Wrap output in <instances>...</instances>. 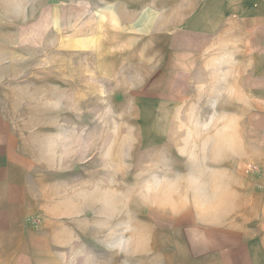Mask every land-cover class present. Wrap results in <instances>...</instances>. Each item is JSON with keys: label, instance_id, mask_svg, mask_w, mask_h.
Wrapping results in <instances>:
<instances>
[{"label": "rangeland", "instance_id": "obj_1", "mask_svg": "<svg viewBox=\"0 0 264 264\" xmlns=\"http://www.w3.org/2000/svg\"><path fill=\"white\" fill-rule=\"evenodd\" d=\"M176 6L0 0V136L39 204L70 215L67 264H178L177 230L264 180V27L201 52Z\"/></svg>", "mask_w": 264, "mask_h": 264}, {"label": "crops", "instance_id": "obj_2", "mask_svg": "<svg viewBox=\"0 0 264 264\" xmlns=\"http://www.w3.org/2000/svg\"><path fill=\"white\" fill-rule=\"evenodd\" d=\"M175 9L177 40L182 42L184 35L201 52L227 42L233 25L248 26L255 18L258 22L253 24L264 27V0H177ZM164 29L175 32L170 24ZM259 74L264 76V71ZM262 78L259 90L264 93ZM261 98L264 101V95ZM16 151L0 138V264H67L75 240V231L68 225L70 215L52 209L48 201L39 204L24 164L20 168L11 160L18 157ZM18 169H25L23 176L15 175ZM240 187L226 196L224 202L231 205L214 210V220L202 221L193 232L176 231L178 264H264V180L252 196L250 185ZM165 256L162 253L161 261H171L170 253Z\"/></svg>", "mask_w": 264, "mask_h": 264}]
</instances>
